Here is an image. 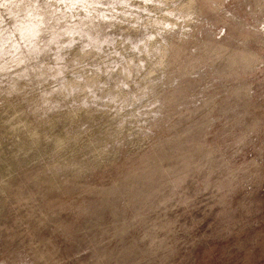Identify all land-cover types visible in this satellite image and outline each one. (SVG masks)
<instances>
[{
	"label": "rangeland",
	"instance_id": "obj_1",
	"mask_svg": "<svg viewBox=\"0 0 264 264\" xmlns=\"http://www.w3.org/2000/svg\"><path fill=\"white\" fill-rule=\"evenodd\" d=\"M5 2L0 264H264L258 0Z\"/></svg>",
	"mask_w": 264,
	"mask_h": 264
},
{
	"label": "clouds",
	"instance_id": "obj_2",
	"mask_svg": "<svg viewBox=\"0 0 264 264\" xmlns=\"http://www.w3.org/2000/svg\"><path fill=\"white\" fill-rule=\"evenodd\" d=\"M61 2H63V0H61ZM3 8L6 10L5 13H4V16L7 17L9 15V12H11V10L13 8H26V9H29L30 11L33 10V9H36L39 7V4L38 3H31V0H29L28 3H22L20 5H16V4H11V3H8V2H5L3 3ZM258 6L261 7V8H264V0H258ZM91 7L93 9H101L104 7V3L102 2H97V3H94L91 5ZM116 7H121V8H128L129 5L127 3H120L119 0H114L113 3H109L108 4V8L111 9V12H106L104 14H97L96 16L92 17V20H93V23L96 25V27H94L92 30L93 31H96L97 32V40L94 42V43H97L99 46L96 48V51H100L103 47L102 44H99V24L98 22L100 21H107L109 16H112L113 19H115V9ZM251 11V9H250ZM123 13H121L122 15ZM19 13H15L14 16H18ZM90 16H91V13H90ZM260 30H264V24H261L260 25ZM104 43H108L107 40L104 41ZM130 43V41H129ZM138 50V49H137ZM101 89L104 87V86H100ZM89 92H91V89H87Z\"/></svg>",
	"mask_w": 264,
	"mask_h": 264
}]
</instances>
